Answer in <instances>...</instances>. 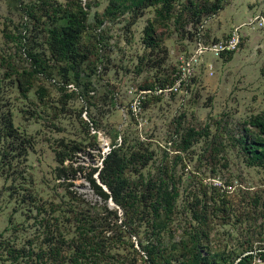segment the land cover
Listing matches in <instances>:
<instances>
[{
	"label": "rangeland",
	"instance_id": "obj_1",
	"mask_svg": "<svg viewBox=\"0 0 264 264\" xmlns=\"http://www.w3.org/2000/svg\"><path fill=\"white\" fill-rule=\"evenodd\" d=\"M108 1L0 0V120L8 113L28 145L7 166L0 142V264L14 247L47 248L51 233L75 237L77 211L95 220L91 234L105 250L97 264H151L147 220L131 213L123 223L125 210L110 198L117 213H108L86 178L113 146L135 152L131 180L177 187L170 218L158 220L164 258L177 263L196 247L216 263L248 253L264 262V167L248 164L236 142L260 133L250 119L264 111V31L246 32L231 53L201 52L199 43L231 30L233 0L199 22L194 6L215 0H175L167 15L154 4L126 8L113 18L102 16ZM70 14L82 25L73 64L48 45L52 26ZM29 53L41 74H29Z\"/></svg>",
	"mask_w": 264,
	"mask_h": 264
},
{
	"label": "trees",
	"instance_id": "obj_2",
	"mask_svg": "<svg viewBox=\"0 0 264 264\" xmlns=\"http://www.w3.org/2000/svg\"><path fill=\"white\" fill-rule=\"evenodd\" d=\"M175 0H109L105 7L102 16L113 18L117 13H122L126 8L138 9L146 5H156L157 13L167 15L173 8L172 3ZM192 3V0H189ZM220 0H215L210 7L205 3L194 6L192 17L195 22L200 21V13H205L206 17L217 13L221 8ZM32 15V13H29ZM102 22V20H99ZM82 25L74 14H70L65 24L60 27L52 26L50 29V40L48 42L49 49L53 55L60 56L70 64L76 62L75 56L79 55L76 50V43L80 36ZM11 37V35L6 36ZM242 43V42H241ZM231 53V52H229ZM30 55L31 72L29 74H41L39 68V57L35 54ZM77 76V74H76ZM154 84L151 80H144L141 83L143 89H151ZM0 142L5 143L6 151L3 154L4 163L7 166L13 163H18L21 158L27 154V141L25 138L16 137V129L13 125L11 116L5 113L0 120ZM250 123L259 127L260 133L252 136L248 132L241 134L236 142L243 151L248 164H260L264 167V111L255 115L250 119ZM15 135V136H14ZM16 138V139H15ZM135 152L127 154L121 152V146H113L106 155L102 158L101 167L93 166L86 174L88 183L93 192L103 201L105 209H107V200L110 198L115 204L125 210L126 214L123 217L127 219L131 213L139 216L141 220H147L151 230L147 237L143 249L145 257L151 264H223L208 260L203 255L199 248L189 251L186 258H181L177 263H172L168 258H164V249L159 245L157 238H160L162 230L165 228V222H158L161 216L167 221L172 213L175 198L178 195L175 184L168 185L164 180L152 182L151 179L131 180L127 176L129 163L134 159ZM69 168L81 170L83 166H73V162L69 164ZM138 170L135 169V172ZM97 172V177L93 174ZM60 177L61 174L59 173ZM139 176H142L140 173ZM98 178V180H97ZM106 187V189L103 187ZM108 213L116 215V209H107ZM73 219L76 222L77 235L64 240V237H56L51 233V239L46 238L47 248H18L14 247L8 250L10 256L9 264H51L52 261L65 264H97L102 256H105L104 248L98 241H94V228L91 229L92 221L90 216H84L79 211L76 212ZM105 223V222H103ZM108 223V222H107ZM135 229V228H134ZM136 233L138 232L135 229ZM195 243L199 240V235L193 237ZM50 241V242H49ZM58 243H55V242ZM65 241V242H64ZM62 243L67 244V248H62ZM259 257L264 258L262 251ZM252 253L244 254L239 257L236 263L229 264H250L255 262ZM261 259V258H260ZM264 264L261 260L260 263Z\"/></svg>",
	"mask_w": 264,
	"mask_h": 264
},
{
	"label": "built area",
	"instance_id": "obj_3",
	"mask_svg": "<svg viewBox=\"0 0 264 264\" xmlns=\"http://www.w3.org/2000/svg\"><path fill=\"white\" fill-rule=\"evenodd\" d=\"M248 30H256L260 29L264 31V11H259L254 13L250 18H248L246 21L232 26L229 33L222 39L211 43L209 46H201L202 44L199 43V50L203 52L204 50H210L216 54H219L221 52H233L237 50L242 42V37L244 36V33ZM194 61H196V57L194 58ZM191 62H188L187 65L189 66ZM150 90V89H145ZM261 259L256 258L255 262H252L250 264H256L260 263Z\"/></svg>",
	"mask_w": 264,
	"mask_h": 264
},
{
	"label": "crops",
	"instance_id": "obj_4",
	"mask_svg": "<svg viewBox=\"0 0 264 264\" xmlns=\"http://www.w3.org/2000/svg\"><path fill=\"white\" fill-rule=\"evenodd\" d=\"M225 4L222 3L219 13L224 11ZM264 11V0H233L229 7V17L232 26L240 24L250 18L254 13ZM216 14V13H215ZM242 17L239 21L235 18ZM246 32H252L247 30ZM244 33V34H245Z\"/></svg>",
	"mask_w": 264,
	"mask_h": 264
},
{
	"label": "water",
	"instance_id": "obj_5",
	"mask_svg": "<svg viewBox=\"0 0 264 264\" xmlns=\"http://www.w3.org/2000/svg\"><path fill=\"white\" fill-rule=\"evenodd\" d=\"M109 203L111 204L112 203V200L110 199Z\"/></svg>",
	"mask_w": 264,
	"mask_h": 264
}]
</instances>
